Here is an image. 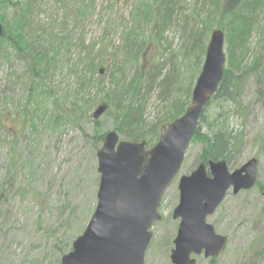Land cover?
<instances>
[{
  "label": "rangeland",
  "instance_id": "374dc122",
  "mask_svg": "<svg viewBox=\"0 0 264 264\" xmlns=\"http://www.w3.org/2000/svg\"><path fill=\"white\" fill-rule=\"evenodd\" d=\"M139 1L68 0V11L79 18L72 19L70 15L65 20V32L71 33V49L51 83L55 91L64 93L72 84L70 67L72 71H80L77 65L83 56L79 58V42L95 43L107 36L118 45L122 30L132 26V14ZM184 1L176 24L163 41L168 49L165 53H179L180 59L191 35L203 27L193 18L194 9L202 10V20L212 13V0ZM241 3L242 0H225L223 6L231 12ZM54 4V0H45L37 19L45 27L50 20L58 18L61 23L64 19V11L57 10ZM262 10L259 32L250 36L247 47L251 54L244 61L246 72H254H244L238 80V99L212 101L205 112L210 120L220 106L229 110L230 130L241 141V147L232 157L233 165L229 166L231 172L251 159L258 161L256 186L238 195L230 191L216 213L208 218L215 232L228 239L226 250L214 264H264V6ZM217 18L216 13L214 21ZM213 27V31L220 30L214 23ZM221 31L225 34L227 57L226 33ZM255 55L261 65L253 70ZM238 75L232 74L234 78ZM29 82L27 67L16 54H10L8 61H0V264H61L86 230L98 202V150H94L92 141L84 135L93 136L96 129L103 134L114 130L112 120L106 115L98 119L97 128L93 123H85L82 128L51 127L48 115L37 122L34 130L24 127V118L16 115L14 109L20 104L24 107L29 100L26 93ZM46 109L52 108L42 110ZM164 112L163 104L153 96L148 105L149 125L163 118ZM200 133V139L192 141L180 174L163 198L159 210L163 220L152 229L146 264H172L171 253L180 224L173 219L180 200L179 182L202 163L201 138L208 134L207 127L203 125ZM210 261L197 258V264H211Z\"/></svg>",
  "mask_w": 264,
  "mask_h": 264
},
{
  "label": "trees",
  "instance_id": "16d2710c",
  "mask_svg": "<svg viewBox=\"0 0 264 264\" xmlns=\"http://www.w3.org/2000/svg\"><path fill=\"white\" fill-rule=\"evenodd\" d=\"M54 1V7L64 11V19L61 23L58 18L50 20L45 27L37 20L45 0H0L3 25L0 61H8L10 54H16L25 63L30 78L26 89L29 100L24 107L20 104L14 109H17L16 115L23 117L24 127L29 126L32 130L47 115L51 127L82 128L85 123H93L97 128L100 123L94 119L92 111L105 106L104 115L112 120L113 130L120 137L135 143L146 141L148 147L158 142L164 124L183 116L191 105L196 77L200 75L202 59L206 57L208 37L214 30L213 23L226 33L228 67L212 101L239 98L238 80L246 72L245 58L251 54L248 40L253 33L259 32L258 22L264 6V0H242L240 6L229 12L224 9L225 0H212V13L209 12L204 20L202 10L194 9L196 17L193 18L203 27L191 35L180 59L179 53H165L168 49L163 41L176 24L185 1L140 0L132 14V26L122 30L118 45L107 36L95 43L79 42V58L83 56L77 65L80 71H72L73 67H70L72 84L60 94L51 83L71 49V33L65 32V20L71 14L67 9L68 0ZM216 13L218 18L214 21ZM71 17L79 18V15ZM260 65L261 60L255 55L252 69L256 70ZM232 72L239 74L238 77L234 78ZM253 72L248 70L246 73ZM153 96L160 100L165 112L163 118L149 125L148 105ZM33 98L36 103H32ZM43 107L52 109L42 110ZM207 110L208 107L193 139H200L201 128L207 127L208 134L201 138L204 145L202 163L226 161L231 166L241 141L230 130L229 110L220 106L219 112L210 120L205 116ZM98 130L93 136L84 135L92 141L94 150L102 147L106 135ZM215 261L216 258L210 262L214 264Z\"/></svg>",
  "mask_w": 264,
  "mask_h": 264
},
{
  "label": "water",
  "instance_id": "95a60500",
  "mask_svg": "<svg viewBox=\"0 0 264 264\" xmlns=\"http://www.w3.org/2000/svg\"><path fill=\"white\" fill-rule=\"evenodd\" d=\"M226 64L225 34L215 30L191 105L183 116L161 127L159 140L151 149L146 141L122 140L116 131L105 135L97 152L100 185L96 210L61 264H146L152 229L163 220L159 212L163 198L181 172L200 119L220 88ZM105 112L106 107L99 106L94 119ZM257 168L256 159L234 172L226 161H209L181 177L180 200L173 213L180 224L172 264H197L198 257L215 259L224 253L228 239L215 232L208 218L230 191L238 195L256 186Z\"/></svg>",
  "mask_w": 264,
  "mask_h": 264
}]
</instances>
